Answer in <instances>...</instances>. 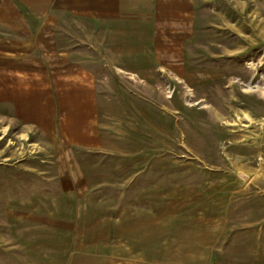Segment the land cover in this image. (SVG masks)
Returning a JSON list of instances; mask_svg holds the SVG:
<instances>
[{"label": "rangeland", "instance_id": "1", "mask_svg": "<svg viewBox=\"0 0 264 264\" xmlns=\"http://www.w3.org/2000/svg\"><path fill=\"white\" fill-rule=\"evenodd\" d=\"M200 16L173 72L91 49L106 151L0 125V264H264V0Z\"/></svg>", "mask_w": 264, "mask_h": 264}, {"label": "crops", "instance_id": "2", "mask_svg": "<svg viewBox=\"0 0 264 264\" xmlns=\"http://www.w3.org/2000/svg\"><path fill=\"white\" fill-rule=\"evenodd\" d=\"M200 3L0 0L1 127L36 135L60 157L106 151L109 134L101 121L107 95L91 49L96 62L128 73L141 74L154 64L176 71L170 58L183 56L185 41L198 34Z\"/></svg>", "mask_w": 264, "mask_h": 264}]
</instances>
